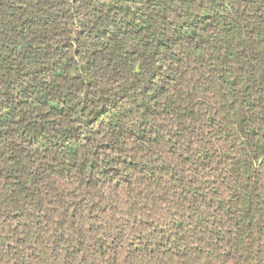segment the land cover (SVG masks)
I'll return each mask as SVG.
<instances>
[{"label":"trees","instance_id":"trees-1","mask_svg":"<svg viewBox=\"0 0 264 264\" xmlns=\"http://www.w3.org/2000/svg\"><path fill=\"white\" fill-rule=\"evenodd\" d=\"M0 264H264V0H0Z\"/></svg>","mask_w":264,"mask_h":264}]
</instances>
